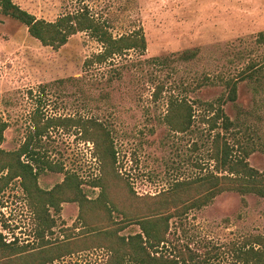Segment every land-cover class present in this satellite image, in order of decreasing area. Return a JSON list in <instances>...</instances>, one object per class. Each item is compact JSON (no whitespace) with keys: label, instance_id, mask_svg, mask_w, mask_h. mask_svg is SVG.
I'll return each mask as SVG.
<instances>
[{"label":"rangeland","instance_id":"rangeland-1","mask_svg":"<svg viewBox=\"0 0 264 264\" xmlns=\"http://www.w3.org/2000/svg\"><path fill=\"white\" fill-rule=\"evenodd\" d=\"M13 2L50 22L87 8L114 37L142 31L147 50L143 55L128 53L115 73H108L109 67L103 66L84 74V61L101 50L88 35L79 33L61 49L53 50L31 38L23 25L0 13V116L9 124L0 149L14 151L20 147L29 131V116L42 100L48 115L96 117L110 127L118 151L119 174L138 197L156 196L177 180L214 171L211 155L217 132L224 133L234 148L238 142L253 147L255 152L248 162L264 172V89L239 83L237 101L223 107L234 124L228 133L221 130V123L210 131L203 120L213 114L201 106L225 99L227 92L220 79L235 78L250 58L264 52L254 43L255 36L264 31V0ZM194 49L199 50L194 61H176L179 54ZM238 52L245 55L239 57ZM158 57L174 61L167 68L147 61ZM59 80L64 82L59 84ZM159 83L164 84L165 91L154 101L153 88ZM40 85L49 87L43 93ZM171 96L197 103L192 128L186 133H174L164 122ZM41 143L48 161L61 165L64 172L77 174L89 198L98 196L100 190L89 186L101 175L91 143L81 141L73 130L53 131ZM64 176L44 170L38 185L49 191ZM115 190L125 197L127 188ZM78 213L74 203L63 204L59 214L50 210L55 226L47 240H62L64 229L73 226ZM115 218L120 220L116 214ZM36 226L19 181L13 182L0 196V232L8 243L35 248L39 243ZM137 232L139 228L134 225L122 234ZM254 235H264V199L224 193L207 207L171 222L169 250L187 245L201 256L210 254V264H233L232 245ZM105 260L106 253L96 250L65 257L57 264H101Z\"/></svg>","mask_w":264,"mask_h":264},{"label":"trees","instance_id":"trees-1","mask_svg":"<svg viewBox=\"0 0 264 264\" xmlns=\"http://www.w3.org/2000/svg\"><path fill=\"white\" fill-rule=\"evenodd\" d=\"M0 13L23 25L31 38L53 50L61 49L79 33L88 35L101 50L84 61V74L103 66L109 67L108 73H115L128 53L143 55L147 50L142 31L114 37L108 26L87 8L61 15L50 22L36 18L13 0H0ZM254 43L264 48V31L255 36ZM198 54V49L187 50L179 54L176 61L189 63ZM244 55V52L237 54L239 57ZM147 61L150 65L167 68L174 60L158 57ZM220 81L227 92L226 100L221 97L216 102L199 104L213 114L203 120L210 131L221 123V130L228 133L234 124L226 115L224 104L237 101L239 83H251L264 89V52L250 58L235 78ZM63 82L58 81L59 84ZM47 87L49 85H40L39 89L44 93ZM164 91V84L155 85L152 99L158 101ZM28 95L32 97L33 92L29 91ZM42 104L43 101L38 100L31 112L29 131L20 147L14 151L0 149V196L13 182L19 181L36 217L39 243L35 248L8 243L0 232V264H57L65 257L96 250L106 253V260L101 264H210V254L201 256L187 245L169 250L171 222L182 219L192 210L207 207L224 193L264 199V172L248 162L255 149L239 142L234 148L222 132L213 136L211 159L215 163L214 171L177 180L156 196L138 197L119 174L118 151L110 127L96 117L48 115ZM196 104L187 98L171 96L167 101L165 124L174 133L188 132L194 122ZM8 128V122L0 116V144L4 142ZM56 130H73L81 141L93 145L94 156L101 164V175L89 182L92 189L100 190L96 198L86 195L84 183L77 174L64 172L61 165L52 164L41 152L42 140ZM44 170L64 173L63 181L49 191L41 189L38 177ZM121 186L127 188L124 198L115 190ZM65 203L78 205L77 220L72 227L64 229L62 240L49 242L47 234L52 235L55 226L50 210L59 214ZM134 225L138 226L139 232L122 234ZM231 249L233 264H264V235L250 236L239 245L233 244Z\"/></svg>","mask_w":264,"mask_h":264}]
</instances>
